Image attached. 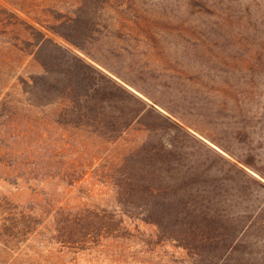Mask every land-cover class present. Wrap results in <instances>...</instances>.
Instances as JSON below:
<instances>
[{"label": "rangeland", "instance_id": "1", "mask_svg": "<svg viewBox=\"0 0 264 264\" xmlns=\"http://www.w3.org/2000/svg\"><path fill=\"white\" fill-rule=\"evenodd\" d=\"M0 7L11 11H0V39L15 41L20 32H6L4 23L19 19L59 27L93 52L101 46L124 77L150 93L157 86L168 101L178 97L192 121L237 155L249 158L251 134L264 171V0H0ZM68 19L78 20L60 24ZM11 57L13 72L0 84L17 91L18 77L37 67L29 57L18 70L20 55ZM6 113L0 110V264H207L136 210L122 216L109 176L99 165L85 168L70 130L65 145L57 140L63 130L51 127L43 145L36 134L24 138L20 119ZM144 135L124 133L114 159ZM27 146L46 151L45 159L26 158ZM252 189L264 199V188ZM253 233L260 244L249 250L262 256L264 231Z\"/></svg>", "mask_w": 264, "mask_h": 264}, {"label": "trees", "instance_id": "2", "mask_svg": "<svg viewBox=\"0 0 264 264\" xmlns=\"http://www.w3.org/2000/svg\"><path fill=\"white\" fill-rule=\"evenodd\" d=\"M77 20L60 24L69 27ZM36 23H4L6 32L20 33L15 41L0 39L2 78L13 72L9 59L15 54L21 57L18 70L29 57L37 67L18 77L17 91L0 84V110L8 120L20 119L24 138L36 134L44 145L54 126L63 130L57 140L66 145L70 130L89 161L85 168L99 165L109 176L122 216L134 217L129 212L136 210L138 219L192 250L195 260L264 264V254L249 250L260 244L253 231H264V199L252 189L253 183L264 188V171L257 164L262 155L251 134H245L249 158L237 155L192 121L186 108L175 104L178 97L168 101L157 86L159 95L124 77L101 46L93 52L59 27ZM132 128L142 130L144 138L114 159L115 144ZM23 155L44 160L46 151L29 149Z\"/></svg>", "mask_w": 264, "mask_h": 264}]
</instances>
